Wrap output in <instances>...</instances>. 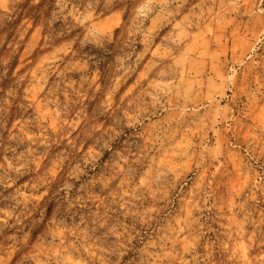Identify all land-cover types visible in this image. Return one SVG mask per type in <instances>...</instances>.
<instances>
[{
	"label": "clouds",
	"instance_id": "9594fccd",
	"mask_svg": "<svg viewBox=\"0 0 264 264\" xmlns=\"http://www.w3.org/2000/svg\"><path fill=\"white\" fill-rule=\"evenodd\" d=\"M40 4L0 0V264H264V0H48L21 74Z\"/></svg>",
	"mask_w": 264,
	"mask_h": 264
},
{
	"label": "rangeland",
	"instance_id": "374dc122",
	"mask_svg": "<svg viewBox=\"0 0 264 264\" xmlns=\"http://www.w3.org/2000/svg\"><path fill=\"white\" fill-rule=\"evenodd\" d=\"M48 12V0H41V4L37 6L35 9L29 10V14L22 15L12 26L13 28L17 29L20 32H23L25 29L27 30V35L24 37L23 45L21 49L19 50V53L12 57L14 60L15 66L17 68L21 69V74L25 69L28 68L29 65H33L38 62L39 58L46 55L42 50V41L46 35L45 32L41 30L40 26V19L44 17ZM23 26V27H22ZM6 33L0 34V36H6ZM14 43V41H10ZM30 47H33L34 49H39L40 53L39 56H35V51L33 53V56H28L26 54V50ZM209 48L211 49V45H209ZM10 52H5L4 55L7 57L10 55ZM35 56V59H34ZM259 114L257 113L255 116L251 118L249 121V126L247 128L241 129V139H246L249 135V132L251 130L252 123L256 120L257 116ZM243 123V122H242ZM15 125V120L11 122L9 125V128L11 129ZM7 132L5 133V136H7ZM212 138V143L209 144V147H215V144L217 143V140L215 137L218 136V133H211L209 134ZM235 143V140L232 141ZM241 155L237 152H230L227 157V161L221 159L219 163L215 165L213 168L205 167L201 170L200 176L207 178L209 175L212 176V179L209 181V183H212L214 185L215 189V195L219 197L220 202L217 204V208L221 211L224 209V200L227 196L230 188H238L241 185H246L250 176L247 173L242 172V164H241ZM223 173V174H222ZM189 192H191V188H189ZM190 199V197H189ZM228 199L230 200L231 197L229 196ZM213 203H216V201H213ZM223 224H217L214 226V231L216 227H222ZM223 235V233H221ZM225 244H227V241H224ZM235 249V244L233 243L231 245ZM208 248L207 242L205 243V249ZM212 254L209 256V260L212 261V264H221V260L217 259V257L220 255V253L216 250L217 245L212 244ZM239 254L244 257L248 256L249 253L245 251L244 248H241L239 250ZM256 253L253 252V255ZM229 264L231 262L229 261ZM239 264H244V261H239Z\"/></svg>",
	"mask_w": 264,
	"mask_h": 264
}]
</instances>
